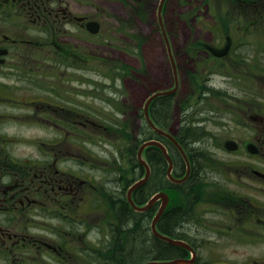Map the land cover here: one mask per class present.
<instances>
[{
    "label": "flooded vegetation",
    "instance_id": "obj_1",
    "mask_svg": "<svg viewBox=\"0 0 264 264\" xmlns=\"http://www.w3.org/2000/svg\"><path fill=\"white\" fill-rule=\"evenodd\" d=\"M160 3L0 0V264L132 262L130 217L140 215L146 236L163 206L160 200L136 211L124 195L137 172L146 174L136 146L149 140L166 147L175 181L168 178L164 154H151L149 163L146 150L150 178L134 194L146 200L156 176L155 191L169 197L158 231L182 243L174 246L175 260L264 264V0H177L189 7L193 26L184 48L178 45L180 26L171 31L165 25L167 13L180 10L165 0L162 17L178 89L150 104L162 134L144 112L154 92L176 85L158 21ZM134 16L152 17L158 25L135 39ZM117 17L129 18V26H117ZM155 38L168 86L143 98L150 82L143 60L157 63L144 56L145 48ZM127 43L135 44L137 57L126 52ZM133 58L139 66L133 67ZM119 61L129 74L116 73ZM118 87L125 93L120 107ZM120 109L132 117L119 127ZM118 128L124 131L120 149ZM87 130L102 136L85 139ZM144 243L142 254L148 253Z\"/></svg>",
    "mask_w": 264,
    "mask_h": 264
},
{
    "label": "rangeland",
    "instance_id": "obj_2",
    "mask_svg": "<svg viewBox=\"0 0 264 264\" xmlns=\"http://www.w3.org/2000/svg\"><path fill=\"white\" fill-rule=\"evenodd\" d=\"M181 1H182V4H188L189 3V0H181ZM193 3H194V1L191 2V4H193ZM198 6L201 9H205L206 8V7H204V3L202 1H200L198 3ZM170 8L171 9L180 10V11H178V12L176 11L175 15L172 14L171 10L167 13V15L165 17L166 28H168L171 31H173L174 26H176L177 24L180 26L181 34H180V39L178 40V45L181 48H184V47L187 46V42H188V39H187L188 29L189 28H193L192 23L189 20V7H182V6L179 7L177 5V0H170ZM179 12H180V16H181L180 19H178V17H177L179 15ZM110 20H111L110 18L109 19H104L106 26L111 24ZM115 22H116L117 26H120V25L122 26L123 24H126V26H129L130 19L129 18H125V17H117V18H115ZM131 24H132L133 28H137L136 32L133 33V37L136 36L138 38H140V36L141 37L142 36L145 37L148 34V32H150V30L153 27L158 25V23L152 17H141V18H138V17H135V16L131 18ZM120 41L123 42V44L120 43L121 45L125 44L124 40L120 39ZM125 48L128 50V51H126L127 53L129 52L131 55H133L135 57L138 56L135 44H131V45L128 44L127 46H125ZM123 51H125V50L123 49ZM116 53L119 54V52H117V51H116ZM147 53H148V55L151 54L152 56H154V58L157 59V63L148 61L147 59L146 60L144 59L145 61L143 60L144 71L147 73L148 77L150 78V80H149L150 82L146 85L145 89L143 88V90L141 92V94L143 95V98H144V95L146 93H150V92H153V91H155L157 89H162V88H165V87L168 86V82L166 80H167V74H168L169 71L167 69V64L160 62V59L163 58V49H162L161 43L158 40V38H155L154 40L149 41V43L147 44V46L145 48V55H144L145 57H146ZM111 54L113 55V53H111ZM117 57H119V55H117ZM129 61L133 64V67L139 66V63H138V61L136 59L133 58V59H130ZM119 63H122V62L119 61ZM104 83H108V82L107 81L106 82L102 81V84H104ZM184 84H185V88H187V80L184 81ZM122 90L123 89L120 88V87H118L117 90H116V91H119L118 93H119V96H120V100L117 103V105L119 107L125 105L123 103V101H122V96L125 95V93ZM116 112H117L116 117L120 121L119 124H123L124 123L123 120H124L125 117H128L129 115H130V118L132 117V114L122 113L121 109L117 110ZM133 115H134L133 129L134 128L136 129V127H137L136 115H135V113ZM98 136H102V134L100 132H97L96 130H87L86 133H85V139L88 138V137H92V138L93 137L94 138L97 137L98 138ZM123 136H124V131L118 129L117 136H116L117 140L119 139L117 141V143H116V148L117 149L119 147L124 148V145H123L122 140H121ZM99 145L103 146V149H107L109 147V145H108V146H106L107 147L106 148L104 145L100 144V142H99ZM23 148L24 147H19V149H23ZM26 148L27 147H25V149ZM85 148L86 149H89V148L92 149L93 148L94 150H98V146L85 145ZM143 157L144 158L146 157V155L144 153H143ZM154 157L157 158V155L154 154ZM117 167H118V165H117ZM137 175L138 176H136V180L138 178H140V176H142V174H139V172H137ZM124 195L126 196V191H125ZM137 240H139V239H137ZM140 244H141L140 242L137 245L136 244H132V252L130 254L131 258H132V262H133V259H134V252H137V251L141 250ZM147 248H149V247H147ZM153 248H154L155 251L157 249V251L159 253L164 252L162 249H160V248H162L161 246H158L157 248H155V245H154ZM147 250H149V249H147ZM160 251H162V252H160ZM139 252L137 253V255L140 258H144V256L147 255L146 252H145V255H144V253L143 254H139ZM122 259L125 260V258H122ZM129 260L130 259H127L126 262L130 263V262H128Z\"/></svg>",
    "mask_w": 264,
    "mask_h": 264
},
{
    "label": "trees",
    "instance_id": "obj_3",
    "mask_svg": "<svg viewBox=\"0 0 264 264\" xmlns=\"http://www.w3.org/2000/svg\"><path fill=\"white\" fill-rule=\"evenodd\" d=\"M153 151L155 153L157 152L156 149H154ZM150 160H152V159L150 158ZM153 164H155V163H153ZM155 166H156V164H155ZM155 187H156V176H154V178L149 182V195H148L147 199L152 196V194L154 193ZM135 200L139 204L142 202L141 199H139V197L137 196V194H135ZM129 222L130 223L132 222L131 231H132V234H133V244L137 245L140 242L141 243L140 246H141V245H143L144 240H145V243H147V246L149 247L148 248L149 249L148 253H147V255L144 258H140L137 255V253L139 251H141V250H139L137 252H134V259H133L134 261L138 259L137 261H142L143 263H145V262H148V261H161V260L175 259L174 256H173L174 246L169 245L168 243L163 242V241H161V240H159L157 238H154L152 236L150 227H148L147 232H146V236H144V234H145V231H144L145 224L142 223V219H141L140 215H135V213H134L133 217L132 218L130 217ZM137 239H139V240H137ZM154 245H155V248H157L158 246H161V247L163 246L160 249H163L164 252L163 253H159L157 251V249L155 251L154 248H153ZM139 254H141V253L139 252ZM121 263L122 264H136L134 262L126 263V260H124L122 258L117 260V264H121ZM109 264H112L111 259L109 261Z\"/></svg>",
    "mask_w": 264,
    "mask_h": 264
},
{
    "label": "water",
    "instance_id": "obj_4",
    "mask_svg": "<svg viewBox=\"0 0 264 264\" xmlns=\"http://www.w3.org/2000/svg\"><path fill=\"white\" fill-rule=\"evenodd\" d=\"M175 91H176V89L174 88V89H172V90H170V91H159V92L155 93V94L149 99V101H148L147 104H146V107H145V108H146L147 116H148V106H149L150 102H151L153 99H155V98H157V97H159V96L172 95V94L175 93ZM150 122H151V120H150ZM151 124H152V122H151ZM152 125H153V124H152ZM153 127L155 128L154 125H153ZM155 129H156V128H155ZM147 146H156V147L161 148V149L163 150L164 154L166 155V157L170 160V158L167 156V154H166V152H165V148H164L162 145H160L158 142H155V141H150V142H148V143H145V144L141 147V149H140V151H139V158H140V159H141V154H142L143 150H144ZM178 148L180 149V151L182 152V154L185 155V154H184V151L182 150V148H181L179 145H178ZM142 164L146 165V163H144V161H142ZM148 178H149V170H148V175H147L143 180H141V181H139L138 183H136V184L130 189V191L128 192V200L130 201V203L133 205V207H134L136 210H140V211H142V210H146V209L150 208L151 205H152L156 200H158V198H160V197H162V198L164 199V203H165V204H166V202H167V197H166V195H165L164 193H162V194H159V195L154 196V197L149 201V204H148L146 207H144V208H139V207H137V206L135 205V203H134L133 200H132V192H133L134 190H136L138 187H140L142 184H144V183L148 180ZM162 211H163V208H162V209L160 210V212L156 215V217H155V219H154V221H153L152 229H153V233H154V235H155L156 237H158V238L164 240V241H167V242L170 243L171 245L179 244L178 242L174 241L173 239H171V238H169V237H167V236H164V235L160 234V233L157 231V229H156V224H157V222H158V220H159V218H160V216H161V214H162ZM145 264H177V261H169V262H156V261H153V262H149V263H145Z\"/></svg>",
    "mask_w": 264,
    "mask_h": 264
},
{
    "label": "bare ground",
    "instance_id": "obj_5",
    "mask_svg": "<svg viewBox=\"0 0 264 264\" xmlns=\"http://www.w3.org/2000/svg\"><path fill=\"white\" fill-rule=\"evenodd\" d=\"M150 141H152V140H149V142ZM143 211H145V210H143ZM171 260H175V259H171ZM171 260H161V261H158V262H169V261H171ZM112 261V260H111ZM127 263V262H126Z\"/></svg>",
    "mask_w": 264,
    "mask_h": 264
}]
</instances>
